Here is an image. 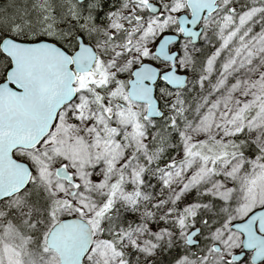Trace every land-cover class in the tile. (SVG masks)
<instances>
[{"label": "snow or ice", "instance_id": "obj_1", "mask_svg": "<svg viewBox=\"0 0 264 264\" xmlns=\"http://www.w3.org/2000/svg\"><path fill=\"white\" fill-rule=\"evenodd\" d=\"M25 235L29 264H264V0H0Z\"/></svg>", "mask_w": 264, "mask_h": 264}, {"label": "rangeland", "instance_id": "obj_2", "mask_svg": "<svg viewBox=\"0 0 264 264\" xmlns=\"http://www.w3.org/2000/svg\"><path fill=\"white\" fill-rule=\"evenodd\" d=\"M200 92L199 89L193 88L187 93V100L190 105L194 106L197 102V98ZM151 179V178H150ZM31 244V239L26 235L22 238L20 237H4L0 239V259L4 261V264H8L9 253H15L13 259L18 261V264H29V245ZM7 249L8 251H5ZM51 264L58 260V256L54 255L50 257Z\"/></svg>", "mask_w": 264, "mask_h": 264}, {"label": "clouds", "instance_id": "obj_3", "mask_svg": "<svg viewBox=\"0 0 264 264\" xmlns=\"http://www.w3.org/2000/svg\"><path fill=\"white\" fill-rule=\"evenodd\" d=\"M54 264H59V261L58 260L54 261Z\"/></svg>", "mask_w": 264, "mask_h": 264}, {"label": "water", "instance_id": "obj_4", "mask_svg": "<svg viewBox=\"0 0 264 264\" xmlns=\"http://www.w3.org/2000/svg\"><path fill=\"white\" fill-rule=\"evenodd\" d=\"M67 238H68V236H67V234H65L64 239H67Z\"/></svg>", "mask_w": 264, "mask_h": 264}]
</instances>
